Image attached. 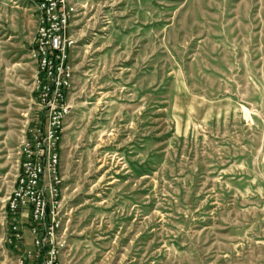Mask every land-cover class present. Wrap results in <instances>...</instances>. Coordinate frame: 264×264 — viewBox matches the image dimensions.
I'll return each mask as SVG.
<instances>
[{"label": "rangeland", "instance_id": "1", "mask_svg": "<svg viewBox=\"0 0 264 264\" xmlns=\"http://www.w3.org/2000/svg\"><path fill=\"white\" fill-rule=\"evenodd\" d=\"M78 7L60 263L264 264V0ZM37 20L34 0H0V264L33 249L7 200L43 115Z\"/></svg>", "mask_w": 264, "mask_h": 264}, {"label": "built area", "instance_id": "2", "mask_svg": "<svg viewBox=\"0 0 264 264\" xmlns=\"http://www.w3.org/2000/svg\"><path fill=\"white\" fill-rule=\"evenodd\" d=\"M81 0H34L38 27L32 56L38 63L36 91L42 120L29 130L21 142V161L7 210L16 243L23 236L18 214L31 219L32 250L19 258L40 264H61L57 234L61 227L62 177L59 144L66 117L71 112L67 94L73 86L74 67L70 50L76 40L70 34L72 18ZM17 247V244L16 246Z\"/></svg>", "mask_w": 264, "mask_h": 264}, {"label": "trees", "instance_id": "3", "mask_svg": "<svg viewBox=\"0 0 264 264\" xmlns=\"http://www.w3.org/2000/svg\"><path fill=\"white\" fill-rule=\"evenodd\" d=\"M42 122L44 123L45 120L42 118ZM41 260L38 261H34V260H28L27 262H25V264H40Z\"/></svg>", "mask_w": 264, "mask_h": 264}, {"label": "crops", "instance_id": "4", "mask_svg": "<svg viewBox=\"0 0 264 264\" xmlns=\"http://www.w3.org/2000/svg\"><path fill=\"white\" fill-rule=\"evenodd\" d=\"M22 216H23V219L29 217V216H27V214H25V213H24V215H22ZM30 232H31V231H30ZM30 232H29L28 230H25V235H26V236H29V235H30Z\"/></svg>", "mask_w": 264, "mask_h": 264}]
</instances>
